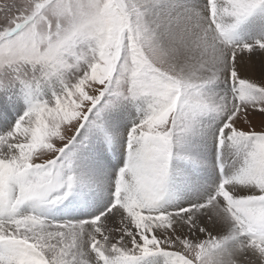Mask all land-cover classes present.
Masks as SVG:
<instances>
[{"label":"snow or ice","instance_id":"snow-or-ice-1","mask_svg":"<svg viewBox=\"0 0 264 264\" xmlns=\"http://www.w3.org/2000/svg\"><path fill=\"white\" fill-rule=\"evenodd\" d=\"M0 264H264V0H0Z\"/></svg>","mask_w":264,"mask_h":264},{"label":"rangeland","instance_id":"rangeland-1","mask_svg":"<svg viewBox=\"0 0 264 264\" xmlns=\"http://www.w3.org/2000/svg\"><path fill=\"white\" fill-rule=\"evenodd\" d=\"M258 119V118H257Z\"/></svg>","mask_w":264,"mask_h":264}]
</instances>
